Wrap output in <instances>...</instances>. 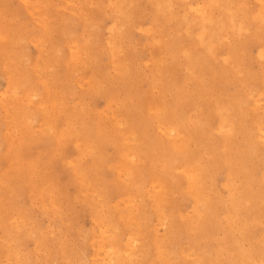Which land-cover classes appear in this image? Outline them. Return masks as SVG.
Masks as SVG:
<instances>
[{
    "label": "rangeland",
    "instance_id": "obj_1",
    "mask_svg": "<svg viewBox=\"0 0 264 264\" xmlns=\"http://www.w3.org/2000/svg\"><path fill=\"white\" fill-rule=\"evenodd\" d=\"M246 180L264 0H0V264H264Z\"/></svg>",
    "mask_w": 264,
    "mask_h": 264
},
{
    "label": "bare ground",
    "instance_id": "obj_2",
    "mask_svg": "<svg viewBox=\"0 0 264 264\" xmlns=\"http://www.w3.org/2000/svg\"><path fill=\"white\" fill-rule=\"evenodd\" d=\"M262 1V0H261ZM35 17V16H34ZM46 24V23H45ZM38 29V28H37ZM25 34V33H24ZM191 34V33H190ZM17 41V40H16ZM61 43H62V41H61ZM148 46V45H147ZM132 48V47H131ZM22 50V49H21ZM17 51V50H16ZM49 51V50H48ZM56 58V57H55ZM59 58V57H58ZM211 61V60H210ZM81 64V63H80ZM165 76V75H164ZM27 81V80H26ZM168 81V80H167ZM29 82V81H28ZM83 83V82H82ZM79 84V83H78ZM233 86V85H232ZM95 87V86H94ZM48 88V87H47ZM56 95V94H55ZM33 96V95H32ZM35 96V95H34ZM48 96V95H47ZM69 97V96H68ZM207 97V96H206ZM51 98H53V97H51ZM203 98V97H202ZM12 99V98H11ZM32 104V103H31ZM39 104V103H38ZM51 104V103H50ZM189 105V104H188ZM199 106V105H198ZM185 107V106H184ZM188 109V108H187ZM37 110V109H36ZM63 111V110H62ZM61 111V112H62ZM34 113V112H33ZM222 115V114H221ZM33 117V116H32ZM120 118V117H119ZM195 118V117H194ZM58 119V118H57ZM8 120V119H7ZM15 122V121H14ZM206 122V121H205ZM30 123V122H29ZM222 123V122H221ZM120 124V123H119ZM201 124H203V123H201ZM122 125V124H121ZM215 125V124H214ZM189 128V127H188ZM197 128V127H196ZM199 128V127H198ZM222 128V127H221ZM51 129V128H50ZM75 129V128H74ZM165 129V128H164ZM167 129V128H166ZM171 130V129H170ZM207 130V129H206ZM231 131V130H230ZM61 132V131H60ZM170 132V131H169ZM173 132V131H172ZM65 133V132H64ZM124 139V138H123ZM34 142V141H33ZM244 143V142H243ZM128 144V143H127ZM184 144V143H183ZM8 145V144H7ZM22 146V145H21ZM185 147V146H184ZM215 147V146H214ZM224 147V146H223ZM237 147V146H236ZM186 148V147H185ZM189 148V147H188ZM216 148V147H215ZM177 149V148H176ZM153 150V149H152ZM178 150V149H177ZM218 150V149H217ZM186 151V150H185ZM184 151V152H185ZM215 151V150H214ZM155 153V152H154ZM220 153V152H219ZM216 154V153H215ZM19 155V154H18ZM222 155V154H221ZM228 156H229V154H227ZM235 155V154H234ZM222 158V157H221ZM236 158V157H235ZM223 160V159H222ZM173 161V160H172ZM226 161H227V159H226ZM225 161V162H226ZM215 162V161H214ZM234 162V161H233ZM218 163V162H217ZM227 166H228V171H227V176H230L231 174V172H232V170L234 169L235 170V165L233 164V163H231L230 162V160L229 161H227V163H225ZM194 165V164H193ZM195 166V165H194ZM213 166V165H212ZM134 167V166H133ZM194 168V167H193ZM244 168V167H243ZM204 170V165H202V163H201V165H199V166H197V171L198 172H202ZM244 170V169H243ZM239 171V170H238ZM237 172V171H236ZM197 173V172H196ZM208 173V172H207ZM14 174V173H13ZM12 174V175H13ZM108 174V173H107ZM189 174H190V172H189ZM233 174V173H232ZM92 175H93V173H92ZM109 175V174H108ZM196 175V174H195ZM206 175V174H205ZM236 175V174H235ZM4 178V177H3ZM82 178V177H81ZM10 180V179H9ZM32 181V180H31ZM200 180H199V177H197V176H194V175H191L190 176V185H192L193 187H195V188H198L199 187V185H200V182H199ZM247 181H249V180H246V182H245V190L249 187L250 189H248V190H244V191H242V192H255L254 194H251V198L253 199V200H247V201H245L244 200V203L247 205V204H249L250 202L251 203H253V205L254 206H250L251 208H253L255 211L253 212V214H256V215H253V221L254 222H256L257 220L255 219V218H257L258 216H259V214H257V212H256V210H257V204L260 202V200L262 199V196H264V195H262L261 193H260V190H255V189H253V187L251 186V184L249 185V183L247 182ZM202 182V181H201ZM95 183V182H94ZM228 183H229V185L230 186H232V181L231 180H228ZM228 185V184H227ZM44 186V185H43ZM229 187V186H228ZM158 188V187H157ZM48 189V188H47ZM192 189V188H191ZM40 190V189H39ZM194 190V189H193ZM86 191V190H85ZM169 191V190H168ZM190 191V190H189ZM199 190H197V192H198ZM236 191V190H235ZM159 192V191H158ZM161 192V191H160ZM188 192V191H187ZM190 192H192V191H190ZM189 193V192H188ZM237 193V192H236ZM196 194V193H195ZM50 196V195H49ZM258 196V197H257ZM195 197V196H194ZM201 197V196H200ZM244 197L245 198H249V195H247V194H244ZM257 197V199L255 200V198ZM162 198V197H161ZM165 198V197H164ZM168 198V197H167ZM183 198V197H182ZM195 199V198H194ZM232 199V198H231ZM122 200V199H121ZM165 200V199H164ZM243 201V199L242 198H238V200H233V201H231L230 202V205L227 207V209L226 210H224L225 212L224 213H226V215L227 214H229V219H228V225L230 226V227H232L233 228V226H240V228H239V230L241 231V236H242V238H244L246 235L247 236H250L251 234H252V232H249V233H247V231L245 230L246 229V227L245 226H243V225H241V224H239V222L237 221V214H238V212H237V209L239 208V206H241V202ZM198 206V205H197ZM250 208V209H251ZM192 209V208H191ZM1 210V209H0ZM194 211V210H193ZM197 212V211H196ZM129 213V212H128ZM259 213H264V212H260L259 211ZM251 216V215H250ZM262 216H264V215H262ZM252 217V216H251ZM261 217V216H260ZM132 218V217H131ZM192 218V217H191ZM169 219V218H168ZM259 219H261V218H259ZM162 222V221H161ZM116 223V222H115ZM126 223V222H125ZM193 223V222H192ZM160 224V223H159ZM174 224V223H173ZM256 224V223H255ZM115 225V224H114ZM109 227V226H108ZM157 227V226H156ZM237 230V229H236ZM105 231V230H104ZM7 232V231H6ZM146 232V231H145ZM46 235V234H45ZM6 236V235H5ZM111 237V236H110ZM260 240H264V232H261V233H259V236L256 238V241L258 242V241H260ZM129 246V245H128ZM96 247V246H95ZM240 248H241V246H240ZM35 249V248H34ZM100 249V248H99ZM146 250H147V248H146ZM165 251V250H164ZM111 252V251H110ZM131 252V251H130ZM162 254V253H161ZM237 255H236V257H238V258H241V259H244V257H246V258H251V256L246 252V251H244L243 249H239V250H237V253H236ZM187 256V255H186ZM102 257V256H101ZM141 258V257H140ZM98 259V258H97ZM115 259V258H114ZM102 260V259H101ZM167 260V259H166ZM95 262V261H94ZM98 263V262H97ZM126 263V262H125ZM131 263V262H130ZM177 263V262H176Z\"/></svg>",
    "mask_w": 264,
    "mask_h": 264
}]
</instances>
